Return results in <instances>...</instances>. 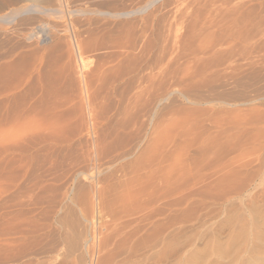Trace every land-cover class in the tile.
I'll list each match as a JSON object with an SVG mask.
<instances>
[{
	"label": "rangeland",
	"instance_id": "374dc122",
	"mask_svg": "<svg viewBox=\"0 0 264 264\" xmlns=\"http://www.w3.org/2000/svg\"><path fill=\"white\" fill-rule=\"evenodd\" d=\"M0 17V264H264V0Z\"/></svg>",
	"mask_w": 264,
	"mask_h": 264
},
{
	"label": "bare ground",
	"instance_id": "6f19581e",
	"mask_svg": "<svg viewBox=\"0 0 264 264\" xmlns=\"http://www.w3.org/2000/svg\"><path fill=\"white\" fill-rule=\"evenodd\" d=\"M4 2V1H3ZM33 8V7H32ZM10 12V11H9ZM9 12H8V15H5V16H2V18L4 19V18H6V17H8L9 19H12L11 17L12 16H10L9 15ZM14 12V11H13ZM14 13H19V12H14ZM17 15V14H16ZM15 16V15H14ZM0 19H1V17H0ZM6 20V19H5ZM241 39V38H240ZM233 40V39H232ZM242 40V39H241ZM134 42V41H133ZM134 45V44H133ZM143 49V48H142ZM124 54V53H123ZM138 68V69H137ZM136 68V72L138 73V74H140V78H142L143 80H145L146 78H147V76L148 75H150L149 73V71H148V69H149V66H148V64H147V62H146V59H144L143 60V64H140V67H137ZM37 71H38V69H37ZM40 71V70H39ZM44 72V71H43ZM49 77V76H48ZM39 78V77H38ZM1 80V79H0ZM43 80V79H42ZM142 80V81H143ZM41 81V80H40ZM141 81V82H142ZM139 87V86H138ZM141 88L143 87V85L142 86H140ZM0 88H2V87H0ZM1 91H0V93L2 92V90L3 89H0ZM59 221H60V219H59ZM63 226V225H62ZM66 232V231H65ZM262 259H264L263 257H262Z\"/></svg>",
	"mask_w": 264,
	"mask_h": 264
}]
</instances>
